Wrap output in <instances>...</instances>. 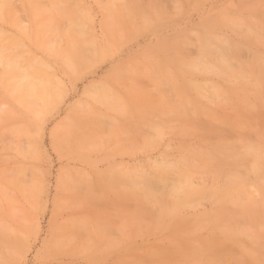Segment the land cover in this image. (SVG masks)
<instances>
[{"label": "rangeland", "instance_id": "rangeland-1", "mask_svg": "<svg viewBox=\"0 0 264 264\" xmlns=\"http://www.w3.org/2000/svg\"><path fill=\"white\" fill-rule=\"evenodd\" d=\"M0 2V264H183L167 251L187 247L210 256L198 264H264V184L245 166L222 164L250 194L224 220L245 229L237 244L209 220L224 179L208 164L188 179L204 193L171 215L175 175L152 177L221 138L264 152V0ZM22 66L49 90L29 113L10 91Z\"/></svg>", "mask_w": 264, "mask_h": 264}, {"label": "bare ground", "instance_id": "bare-ground-1", "mask_svg": "<svg viewBox=\"0 0 264 264\" xmlns=\"http://www.w3.org/2000/svg\"><path fill=\"white\" fill-rule=\"evenodd\" d=\"M6 1V0H5ZM68 1V0H67ZM195 1V0H193ZM3 2V1H2ZM2 6L1 2H0V7ZM8 6H9V3H8ZM65 7V5H64ZM9 9V7H8ZM7 10V9H6ZM10 10V9H9ZM59 10V7L58 9ZM61 10V9H60ZM2 11V8L0 10V13ZM121 11V9H120ZM58 12V11H57ZM66 12V11H65ZM64 13V11H63ZM58 14H60V12H58ZM57 14V15H58ZM62 14V13H61ZM125 14V13H124ZM1 15V14H0ZM66 15V14H65ZM127 15V14H125ZM61 15H58L57 17H59ZM70 16V15H68ZM141 16V15H140ZM64 17V16H62ZM65 18V17H64ZM69 18V17H68ZM61 19V18H60ZM71 19V18H70ZM69 19V20H70ZM46 20H49L48 18ZM51 20V19H50ZM66 20V18L64 19ZM68 20V19H67ZM62 21V20H61ZM74 21V20H73ZM149 21V20H148ZM51 22V21H50ZM66 22V21H65ZM60 23V22H59ZM68 23V22H67ZM66 23V25H68ZM50 24V23H49ZM64 25V24H62ZM60 24V26H62ZM65 25V26H66ZM77 25V24H76ZM257 25V24H256ZM255 25V27H256ZM259 25V24H258ZM257 25V26H258ZM47 27V26H45ZM68 27V26H66ZM241 27V26H239ZM74 28V27H73ZM259 28V27H258ZM49 29V28H48ZM67 29V28H66ZM75 29V28H74ZM246 29V28H245ZM261 29V28H260ZM244 30V29H243ZM257 30V29H256ZM259 30V29H258ZM248 31H250L248 29ZM76 32V31H75ZM261 32V31H260ZM54 33V32H53ZM72 33V32H71ZM74 33V32H73ZM250 32H248L249 34ZM79 34V32H78ZM247 34V35H248ZM250 35L253 36V34L250 33ZM77 38V37H76ZM79 39V38H78ZM9 41V40H8ZM223 45H225L224 47L227 48V45L224 44V42H222ZM3 44V43H2ZM1 44V45H2ZM6 46V45H5ZM3 46V48L5 47ZM11 46V45H10ZM15 46V45H14ZM71 46V45H70ZM209 46V45H208ZM72 47V46H71ZM5 49V48H4ZM8 49V48H7ZM13 49V47H12ZM1 50V49H0ZM1 54L3 53V49L1 50ZM7 51V50H6ZM14 51V49L12 50ZM92 51V50H91ZM228 51V50H227ZM229 52V51H228ZM243 52V50H242ZM83 53H84V50H83ZM94 53V52H93ZM85 54V53H84ZM201 54V53H200ZM230 54V53H228ZM241 54V52H240ZM3 55H5L3 53ZM83 55V54H82ZM86 55V54H85ZM84 55V61H85V58L86 56ZM218 55V54H217ZM217 55H216V58H217ZM231 55V54H230ZM17 56V55H16ZM4 57V56H2ZM69 57V56H68ZM71 59V58H70ZM233 59V58H232ZM12 60V59H11ZM87 60V59H86ZM188 61L187 64H190V60H186ZM66 62V61H65ZM218 62V61H217ZM14 63V62H13ZM17 63V62H16ZM71 63V62H69ZM12 64V63H9V65ZM72 64V63H71ZM229 62L228 61H223V73L224 74H227V75H235L233 69L235 68H231L229 66ZM18 65V64H17ZM21 65V64H20ZM207 65V64H205ZM26 66V65H25ZM22 66V71L20 73V78H21V81H18V83H20L19 85L17 86H14L15 88L10 90L12 91V99L13 101L18 104V105H21V106H24L26 107L28 113H29V110L31 109V104L34 103V101H42L43 103L46 102L47 98H48V92L46 91L47 89H44V87L41 89L40 87H37L36 86V83L37 81L33 80V77L31 74V71L29 73V71L27 72V69L30 68L32 69V66L34 65H31V67H27L29 65H27V69L26 67ZM191 66V65H190ZM7 67V66H5ZM13 67V66H11ZM193 67V66H191ZM10 68V67H8ZM21 68V66H20ZM35 68V66H34ZM32 69V70H35V69ZM206 68V67H205ZM209 67L207 66L206 70L208 69ZM25 71H24V70ZM29 69V70H30ZM194 69V67H193ZM211 69V68H210ZM195 70V69H194ZM209 70V69H208ZM9 71V70H8ZM35 71H38V70H35ZM18 72V71H17ZM39 72V71H38ZM193 72V71H192ZM211 72V71H210ZM213 72V70H212ZM10 73V72H8ZM38 75V74H36ZM240 75V74H239ZM245 76V75H242V77ZM241 77V76H240ZM241 77V78H242ZM229 79V78H228ZM232 79V78H231ZM256 79V78H255ZM16 80H18L16 78ZM45 79H42V81H44ZM253 80V79H252ZM35 81V82H34ZM11 82V79L10 81ZM12 82H14L12 80ZM48 82V80H47ZM256 82H257V79H256ZM55 83V82H54ZM50 84V83H49ZM51 85V84H50ZM249 85V84H248ZM247 86V88L249 89V87ZM253 85V84H252ZM250 86V89L254 86ZM236 87V86H235ZM257 87V86H255ZM254 87V88H255ZM260 87V86H259ZM9 88V87H8ZM11 88V87H10ZM39 88V89H37ZM219 88V87H218ZM214 89V87H213ZM212 89V90H213ZM253 89V88H252ZM222 91V89H221ZM249 91V90H248ZM216 92V90L213 91V93ZM252 93V92H251ZM254 93V92H253ZM10 94V93H9ZM219 93H217L218 95ZM226 94V93H225ZM224 95V94H223ZM263 95V94H262ZM227 96V95H225ZM219 97V95H218ZM257 97V96H256ZM264 97V96H263ZM255 98V96H254ZM224 99V98H223ZM33 100V101H32ZM112 100V99H111ZM32 101V102H31ZM104 101V100H103ZM118 102V101H117ZM114 104V102H113ZM263 104H264V99H263ZM117 106V105H115ZM119 109V107H118ZM254 111V110H253ZM32 112V110H31ZM8 113V112H6ZM182 113V112H181ZM9 114V113H8ZM231 114V113H230ZM180 116V115H179ZM14 117V116H13ZM12 117V118H13ZM3 118V117H2ZM219 121V120H218ZM239 121V120H237ZM236 122V121H235ZM241 123H243V119L242 121H239ZM240 123V124H241ZM245 124V123H244ZM19 128L20 130H18V132H22L25 134L29 133V125L26 124L25 120H21V122H19ZM32 126V125H31ZM241 126H243L241 124ZM15 130V129H14ZM22 130V131H21ZM27 136V135H26ZM264 139V138H263ZM248 143V142H247ZM17 144V143H16ZM19 144V143H18ZM213 144V143H212ZM235 143H232L231 141L226 140L225 138H221L215 145H212L211 148L214 146V148H212V150L210 149L209 152H202V153H199L200 155H198L199 157L197 158L196 157V163L192 164V163H189L188 164V168H184L183 170L180 168V164L182 163H174V164H164V165H160L157 167V171L152 175V177H156L158 178L159 181H161L162 183L164 182V184L166 183V181L168 180V174H174L175 175V178L172 179V177H170V179H172L171 181H168L169 183L172 182L171 184H169L168 188H167V197H166V200H164L163 202H160V208H161V214L162 215H171L173 214L176 210H178L181 205L183 204L184 201H181L183 199H188L189 197H191L192 195H195L194 197H196V194L197 195H200V194H203V190H200L196 187H194L192 185V183L188 182V179L189 177H191V174L192 172L191 171H194L198 165H203L204 167H206L205 164H208V166L210 167V170H212V172L215 174V176H221L223 179H224V184L223 186L220 188V191H219V194H218V200L217 202L219 203V207L218 209L214 212L213 215H211L210 217V221H211V224L212 226L217 229L221 235H222V238L229 242V243H232V244H237V243H240L241 242V239L243 238L244 234H245V229H242V227L238 226V223L235 224L233 226V228H229V227H226L225 225V221L228 222L226 220V215H229V218L232 220L233 219V214L236 213L235 211V208H234V211H233V206L234 207H243L245 208L246 205L244 204H240L238 203L239 200L242 201L241 199V196H239L240 194L243 195V194H247V203H250V197L248 195L247 192H245L243 189H244V185H245V180L242 179V177L237 173L236 170H233L232 172H229L227 171L222 164L224 165H231L233 167V169H236L237 167L239 166H245L247 168V170L249 172H251L253 174V176L257 179V182H259V180H261L262 182V185L264 184L263 181H264V152H262V148L260 150V146L257 145V143H248L247 145H245L243 147V149H240V146L239 148H237L235 145ZM15 145V144H14ZM20 149V148H19ZM31 151V150H30ZM199 151V150H198ZM196 152V151H195ZM194 152V153H195ZM25 153V152H24ZM197 153V152H196ZM195 153V154H196ZM196 156V155H195ZM2 160V159H1ZM252 162V163H251ZM185 163V162H183ZM249 163V165L247 164ZM250 166V167H249ZM199 167V166H198ZM205 169V168H204ZM191 170V171H190ZM202 170V168H201ZM213 174V175H214ZM245 174V173H244ZM250 174V173H249ZM143 176V173L141 174ZM252 176V175H250ZM17 177V176H16ZM141 177V176H140ZM245 177V176H244ZM252 179V177H250ZM18 179V178H17ZM20 179V178H19ZM142 180V179H141ZM143 181V180H142ZM158 181V182H159ZM145 187L147 188V191L148 192H151L152 193V190H153V187H152V184H151V181L149 179H146L145 177ZM251 183V182H250ZM247 184V183H246ZM211 192V191H210ZM213 192V190H212ZM211 192V193H212ZM208 194V193H207ZM152 195V194H151ZM140 196V195H139ZM143 198V196H141ZM164 197V196H163ZM159 199V196L158 197H153V199ZM245 198V197H244ZM156 201V199H155ZM186 202V201H185ZM184 202V203H185ZM154 203H157L158 205V201L154 202ZM233 203V204H231ZM247 208V207H246ZM245 208V209H246ZM148 210V209H147ZM238 210V209H236ZM238 212V211H237ZM153 213V212H152ZM155 214V212H154ZM238 214V213H237ZM160 215V213H159ZM161 215V216H162ZM160 216V217H161ZM205 216V215H204ZM195 218V217H194ZM240 218V216L238 217V219ZM229 219V220H230ZM141 220V219H140ZM225 220V221H224ZM143 221V220H142ZM154 221V220H153ZM194 221V220H193ZM239 221V220H238ZM209 222V221H208ZM85 223V222H84ZM156 223V222H155ZM197 223V222H196ZM79 224V223H78ZM86 224V223H85ZM246 227V226H245ZM77 228V227H76ZM248 228V227H247ZM80 230V229H79ZM192 230V229H191ZM1 231V230H0ZM15 232V231H14ZM17 232V231H16ZM2 234H4V231L2 232ZM77 235V234H76ZM2 237V235H0ZM14 236H18L17 234L14 235ZM245 237V236H244ZM20 238V237H19ZM20 240V239H19ZM18 240V241H19ZM220 241V240H219ZM208 242V241H207ZM222 245V244H221ZM229 245V244H228ZM231 245V244H230ZM223 246V245H222ZM221 246V247H222ZM3 248V246H2ZM16 248V247H15ZM172 248V247H171ZM257 248V246H256ZM170 249V248H169ZM223 250V249H222ZM168 253H170V255L172 256V260L174 261V257L179 259V260H175V261H179V262H182L183 264H198L199 262L203 261V260H206L208 257L210 256H206L204 254L205 251L202 252V250L200 249H193L191 247H187L186 251L185 252H182V249H178L176 248V250L173 251V253H171V250L170 252L167 251ZM206 256V257H205ZM247 257V256H246ZM215 259V257H213ZM165 259H168V256H166L164 259H162L163 261H165ZM240 259V258H239ZM242 259V258H241ZM247 259V258H246ZM244 260V258H243ZM162 261V262H163ZM246 261V260H245ZM1 262V261H0ZM249 262V261H248ZM172 263V261H171ZM175 264V262H173ZM172 263V264H173ZM250 263V262H249ZM142 264V263H141ZM144 264H147V263H144ZM163 264H165V262H163ZM180 264V263H179ZM251 264V263H250Z\"/></svg>", "mask_w": 264, "mask_h": 264}]
</instances>
